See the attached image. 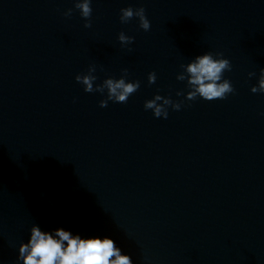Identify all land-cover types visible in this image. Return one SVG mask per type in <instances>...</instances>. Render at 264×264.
<instances>
[{
	"label": "clouds",
	"instance_id": "9594fccd",
	"mask_svg": "<svg viewBox=\"0 0 264 264\" xmlns=\"http://www.w3.org/2000/svg\"><path fill=\"white\" fill-rule=\"evenodd\" d=\"M91 0H76L75 8L80 11L81 16L86 20L85 28H90L92 15ZM72 9L65 12L66 16H71ZM133 17L138 18L139 26L145 31L151 27L150 21L145 15L143 7L133 9L131 7L121 9L120 20L127 23ZM118 40L122 45L131 44L133 37L121 32ZM222 53L211 52L198 55L187 65H182L183 73L177 75V80L187 81L190 89L186 94L187 100H195L200 97L206 101L225 99L228 94L234 93L231 82L222 79L225 71L231 70L228 59L222 58ZM220 57V58H216ZM95 67L90 66L88 73L77 75L76 81L83 85L85 92L103 93L107 89V99L100 101V107H107L108 101L117 103H127L128 98L140 87L139 81L127 82V69L123 70L124 75L120 79L108 78L103 84L94 88V81L97 79L92 73ZM186 73L187 75H185ZM255 73H249V77ZM156 81L155 72L149 73L148 83ZM253 93H264V68L260 70L258 85L251 88ZM182 93L178 92L177 95ZM160 102V103H158ZM171 106L174 110H179L181 103L173 102L170 98L156 95L153 99L145 102V109H151L157 118H167V107ZM66 242V243H65ZM113 257H115L113 259ZM19 259L23 264H132L128 255H121L114 241L108 237H89L81 238L79 235H72L63 228H57L55 235L49 231L41 230L39 225L34 224L30 230V238L27 243L19 246Z\"/></svg>",
	"mask_w": 264,
	"mask_h": 264
}]
</instances>
